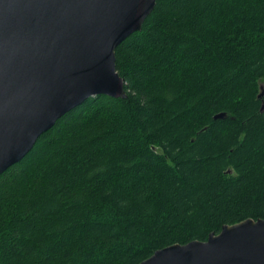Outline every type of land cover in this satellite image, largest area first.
Segmentation results:
<instances>
[{
	"label": "trees",
	"instance_id": "1",
	"mask_svg": "<svg viewBox=\"0 0 264 264\" xmlns=\"http://www.w3.org/2000/svg\"><path fill=\"white\" fill-rule=\"evenodd\" d=\"M115 68L126 98L0 174V264H139L264 219V0H156Z\"/></svg>",
	"mask_w": 264,
	"mask_h": 264
},
{
	"label": "water",
	"instance_id": "2",
	"mask_svg": "<svg viewBox=\"0 0 264 264\" xmlns=\"http://www.w3.org/2000/svg\"><path fill=\"white\" fill-rule=\"evenodd\" d=\"M155 3L0 0V174L87 98L127 97L115 48L142 29ZM139 264H264V219L168 245Z\"/></svg>",
	"mask_w": 264,
	"mask_h": 264
}]
</instances>
